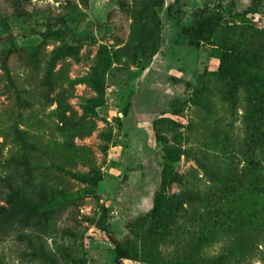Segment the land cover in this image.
<instances>
[{
	"label": "rangeland",
	"instance_id": "1",
	"mask_svg": "<svg viewBox=\"0 0 264 264\" xmlns=\"http://www.w3.org/2000/svg\"><path fill=\"white\" fill-rule=\"evenodd\" d=\"M148 6L146 0H0V202L4 162L22 139L50 152L34 159L33 178L71 196L33 230V253L15 232L0 235V264H51L34 254L39 247L58 264H75L66 252L85 264H171L199 234L213 240L201 259L224 252L232 264H264V153L259 168L247 164L245 103L231 108L218 95L223 82L212 76L222 63L218 44L262 46L264 0H164L151 13ZM62 45L76 47L78 58L59 60L47 85V66ZM93 73L106 94L104 105L87 114L86 101L96 93L84 80ZM203 75L212 89L208 106L197 94ZM69 108L93 125L88 136L63 137ZM167 149L180 153L169 166L178 181L163 189ZM53 161L83 173L96 167L102 180L80 182ZM204 168L220 173L215 196ZM181 191L200 194L190 214L200 213L178 220L174 243L154 238L153 261L139 236L154 225L161 197ZM118 246L125 250L119 261Z\"/></svg>",
	"mask_w": 264,
	"mask_h": 264
},
{
	"label": "trees",
	"instance_id": "2",
	"mask_svg": "<svg viewBox=\"0 0 264 264\" xmlns=\"http://www.w3.org/2000/svg\"><path fill=\"white\" fill-rule=\"evenodd\" d=\"M148 12L161 8L164 0H146ZM264 33V32H260ZM222 48V63L219 69L212 73V76L223 82L222 89L218 90L221 99L229 104L231 108L237 107L239 103H245V157L247 164L257 169L261 166L262 155L264 153V43L262 46L249 44L243 46L242 42L224 41L217 45ZM78 58V49L70 45H62L54 52L43 78L47 81V85H53L50 81L53 69L56 63L67 57ZM6 57L2 67L6 73L9 72ZM227 63H233L241 67V71L237 68L227 67ZM88 83L96 93L95 98L87 100L84 110L87 114L94 113L95 109L104 105L106 94L105 83L103 79L93 73L84 80ZM200 89L197 94L208 106L207 96L212 92L205 77H201L199 82ZM59 110L62 109V102H58ZM68 116L61 121L62 128L60 132L66 138H83L93 131V125L81 122L76 113L69 108ZM50 152L47 148L40 144L28 142L24 139L17 149L11 151L10 155L4 162L7 175L3 178L5 187L4 200L0 202V235H7L9 232H15L18 239H24L32 249L35 248L33 243V230L40 229L43 223H49L53 219V214L59 213L70 195L67 193L53 189L45 184L37 182L33 178V161L37 157H48ZM166 167L163 171L161 186L166 189L172 182L178 181V176L169 167L180 158V153L175 150L167 149L164 155ZM53 166L67 176L87 184H97L102 180V174L98 168L92 167L89 173L80 171H72L65 169L61 164L52 162ZM205 169V168H204ZM205 175L211 183V190L215 196L216 190L221 187V177L217 169H205ZM193 196L202 197L199 193L195 195L185 191L177 195H172L168 200L164 197L157 202L155 207V222L150 226L143 236H139L140 241L144 244L143 251L147 257H151L156 261L157 243L155 237H160L174 243L173 232L176 229L178 220L188 217L194 219L199 215V211L194 210L192 205ZM187 197L189 198L187 200ZM189 202L188 207L184 204ZM216 225H219L216 223ZM212 234V231H209ZM213 235V234H212ZM213 241V240H212ZM207 235L199 234L197 240L189 244L187 252L179 256L175 262L171 264H232L230 257L226 253L209 257L207 259L200 258V251L204 246L212 243ZM139 247L133 250L135 257L138 259L140 255ZM117 260L125 258V250L117 247ZM35 255L44 254L48 256L51 264H58L55 257L45 253L43 248L39 247L34 252ZM66 257L75 264H85V262L74 258L70 252H66Z\"/></svg>",
	"mask_w": 264,
	"mask_h": 264
}]
</instances>
